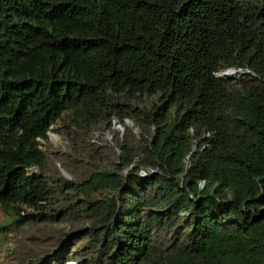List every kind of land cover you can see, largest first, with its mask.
<instances>
[{
  "label": "trees",
  "instance_id": "16d2710c",
  "mask_svg": "<svg viewBox=\"0 0 264 264\" xmlns=\"http://www.w3.org/2000/svg\"><path fill=\"white\" fill-rule=\"evenodd\" d=\"M0 204L32 264H264V0H0Z\"/></svg>",
  "mask_w": 264,
  "mask_h": 264
},
{
  "label": "rangeland",
  "instance_id": "374dc122",
  "mask_svg": "<svg viewBox=\"0 0 264 264\" xmlns=\"http://www.w3.org/2000/svg\"><path fill=\"white\" fill-rule=\"evenodd\" d=\"M244 77H246L244 73L241 76H237V78ZM126 122L128 125L135 128L132 120L127 119ZM113 128L117 131H121V133L125 131V128L122 126L119 127L114 125ZM136 130L138 129L135 128V131ZM100 135L109 141H113L114 139V132L108 131L105 134H100L99 132L96 133V136ZM49 137L53 146L52 152H68V148L66 146L67 141L60 134L50 131ZM56 165L59 168H63L59 160H56ZM47 236L48 235L44 230L35 229L34 227L30 228L25 226L21 229H17L12 217L5 213L0 204V264H32L30 261L32 257L27 253V248L29 246L28 240H31L40 251H44L47 250V244L50 245L49 242H51L48 240L49 238Z\"/></svg>",
  "mask_w": 264,
  "mask_h": 264
},
{
  "label": "built area",
  "instance_id": "2783aa9c",
  "mask_svg": "<svg viewBox=\"0 0 264 264\" xmlns=\"http://www.w3.org/2000/svg\"><path fill=\"white\" fill-rule=\"evenodd\" d=\"M236 70H237V69H236ZM238 70H240V71H244V75H245V76H247V75L250 73V71L247 70V69H238ZM220 73H221V72H217V75L220 76ZM231 75L237 77V75H233V74H231ZM116 123H117V124H116ZM114 125H117V126H119V127L122 126L120 123H118L117 119H114ZM205 146H206V145L204 144L203 147H205ZM204 184H205V180H201V182H200V186H203ZM69 264H75V262H70Z\"/></svg>",
  "mask_w": 264,
  "mask_h": 264
},
{
  "label": "water",
  "instance_id": "95a60500",
  "mask_svg": "<svg viewBox=\"0 0 264 264\" xmlns=\"http://www.w3.org/2000/svg\"><path fill=\"white\" fill-rule=\"evenodd\" d=\"M230 70H232V69H226V70H224V71H222L221 73H220V75H231L230 74ZM234 70V69H233ZM62 170H63V172H64V174L66 175V176H69V174L62 168Z\"/></svg>",
  "mask_w": 264,
  "mask_h": 264
},
{
  "label": "bare ground",
  "instance_id": "6f19581e",
  "mask_svg": "<svg viewBox=\"0 0 264 264\" xmlns=\"http://www.w3.org/2000/svg\"><path fill=\"white\" fill-rule=\"evenodd\" d=\"M235 73H237V70H233V69L230 70V74H233L234 75Z\"/></svg>",
  "mask_w": 264,
  "mask_h": 264
},
{
  "label": "clouds",
  "instance_id": "9594fccd",
  "mask_svg": "<svg viewBox=\"0 0 264 264\" xmlns=\"http://www.w3.org/2000/svg\"><path fill=\"white\" fill-rule=\"evenodd\" d=\"M230 69H233V68H230ZM234 70H236V69H234ZM222 71H224V70H222ZM222 71H219V72H222ZM220 76H223V75H220ZM72 262H73V261H72ZM69 263H70V262H69ZM69 263H68V264H69Z\"/></svg>",
  "mask_w": 264,
  "mask_h": 264
}]
</instances>
